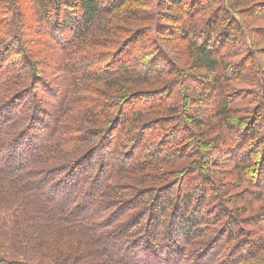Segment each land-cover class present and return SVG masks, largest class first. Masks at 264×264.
<instances>
[{"label": "trees", "instance_id": "trees-1", "mask_svg": "<svg viewBox=\"0 0 264 264\" xmlns=\"http://www.w3.org/2000/svg\"><path fill=\"white\" fill-rule=\"evenodd\" d=\"M13 1L0 0V264H264V87L226 93L250 73L220 55L247 51L230 5L167 0L151 26L138 0ZM143 19L119 43L116 22ZM165 31L188 69L158 47ZM196 98L218 104L210 121Z\"/></svg>", "mask_w": 264, "mask_h": 264}, {"label": "rangeland", "instance_id": "rangeland-1", "mask_svg": "<svg viewBox=\"0 0 264 264\" xmlns=\"http://www.w3.org/2000/svg\"><path fill=\"white\" fill-rule=\"evenodd\" d=\"M7 1H9V3L11 2L14 3L13 0H7ZM129 1L130 3L127 4V6L131 5L132 7V5H134L133 0H129ZM138 1L144 3L147 7L144 9L142 6H140L138 10L140 11L143 10L142 12L144 13V15L149 16L150 19L151 18L154 19L153 24L150 23L151 26L163 25L166 23L165 21L166 19L164 18L163 8L164 5L167 4V0H138ZM206 1L207 0H199L198 2L203 5L205 4ZM220 1H222L224 5H230V14L235 23L234 27L237 31H239L238 35L240 36L237 45L247 49L246 54L245 53L240 54V52L235 51L236 49L235 46L231 45L230 50L234 51L233 54L230 53V50H227L223 53L221 52L220 55L222 54L225 55V53H228L229 59L227 60H231L232 63H236V61L238 62L242 61L246 65H249L247 69L250 71V73L248 72V74L244 76V79L242 81L230 84L228 86V89L226 90V93L231 94L233 92H237L244 98L247 91H251L255 93L257 92L255 87L257 86L258 82L264 87L263 85L264 83L261 81L262 73L264 72V0H241L240 4L238 5L235 3L234 0H220ZM215 6L216 5H214V7ZM132 8H134V6ZM209 16L210 14L206 16V19H208ZM116 23L119 27L126 29L123 30L125 31L124 33L122 32L118 35L120 41L119 43H122L130 32H135V31L139 32L138 30H140L141 27L144 29L146 26L149 25L148 21H146L145 19H143L142 22L129 20V22L117 21ZM169 31H176V29L169 27ZM169 31L167 32L165 31L164 36L162 35L159 37H155L156 42H158V47H161L162 50L165 49V51H169L171 54H173L174 52L176 54V56L174 57V61L177 62L180 68L186 70L189 68L188 65L191 64V58H189L185 54V52L178 53L179 50L185 48V43H183L178 39L175 40L168 39L169 37L173 38L172 35L167 36L168 34H170ZM140 45H142V43ZM134 47L136 50L139 48L138 45ZM153 48H152V52L154 54H157L155 48L154 49ZM251 55L255 58L256 65L251 60L248 59V57H250ZM200 84L201 82L197 80L196 82H191L188 86L189 91L192 93L196 89L199 91L203 85ZM140 87L143 86H138L137 88ZM216 98L217 97H215V99ZM196 99L197 101L193 102L195 104L191 105L190 108L191 114L196 118L201 119L203 122L210 121V117L213 111L217 108L218 104L215 103L214 101L211 102L209 100H203L198 98ZM239 107H245V105L240 104ZM215 157L216 160L218 161L221 160L217 155Z\"/></svg>", "mask_w": 264, "mask_h": 264}]
</instances>
